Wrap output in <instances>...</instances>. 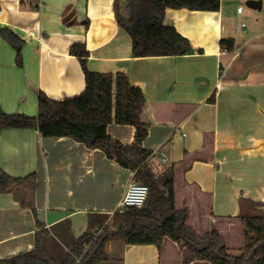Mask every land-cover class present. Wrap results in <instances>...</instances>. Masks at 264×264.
<instances>
[{"label": "crops", "instance_id": "1", "mask_svg": "<svg viewBox=\"0 0 264 264\" xmlns=\"http://www.w3.org/2000/svg\"><path fill=\"white\" fill-rule=\"evenodd\" d=\"M114 0H0V29L15 33V49L0 34V107L7 114L37 115L39 92L62 100L85 88L81 65L69 48L84 43L87 68L127 73L144 97L150 128L142 146L160 175L173 170L174 204L198 237L218 231L229 254L244 243L240 200L264 201V0H220L217 11L167 8L164 25L185 37L194 52L133 57L131 38L118 25ZM241 6V12L237 8ZM222 39L232 43L220 44ZM106 133L124 145L132 125L110 123ZM35 128L0 131V169L11 177L34 173L37 219L48 230L44 245L61 261L84 232L111 220L129 169L99 148ZM92 227V228H91ZM33 213L10 192H0V259L31 251ZM184 241L125 244L112 237L99 264H182ZM190 264H209L195 260Z\"/></svg>", "mask_w": 264, "mask_h": 264}, {"label": "trees", "instance_id": "2", "mask_svg": "<svg viewBox=\"0 0 264 264\" xmlns=\"http://www.w3.org/2000/svg\"><path fill=\"white\" fill-rule=\"evenodd\" d=\"M220 0H114L116 22L130 36L133 57L179 56L191 54L190 42L174 27L164 25L167 8L217 11ZM2 37L15 49L16 62L21 65V40L6 28ZM232 43L222 39L220 44ZM70 54L77 57L85 81V88L76 96L62 100L52 99L39 92L37 115L7 114L0 107V131L6 128H35L42 136H66L84 142L91 136L89 146L101 149L122 167L134 174L135 181L148 186V195L142 207L131 206L111 215V224L99 223L97 229L84 232L71 243L70 253L57 261L44 245L48 230L37 219L34 201L36 175L11 177L0 169V192H10L22 208L29 209L36 223L35 244L31 251L0 259V264H99L105 258V246L112 237L125 244L149 245L158 248L164 238L180 241L175 228L182 222L188 228L186 209L174 204L173 170L160 175L147 164L151 151L142 146L150 123L143 118L145 97L138 87L131 85L127 73H98L87 68L88 50L84 43H73ZM110 123L132 125L134 140L129 145L113 139L106 133ZM240 214L244 226L245 243L241 252L232 255L218 231L212 230L202 238L209 241L205 249L183 244L187 256L182 264L195 260L209 264H264V201L240 200ZM92 228V227H91ZM111 228V229H110Z\"/></svg>", "mask_w": 264, "mask_h": 264}, {"label": "built area", "instance_id": "3", "mask_svg": "<svg viewBox=\"0 0 264 264\" xmlns=\"http://www.w3.org/2000/svg\"><path fill=\"white\" fill-rule=\"evenodd\" d=\"M241 10L242 7L239 6L237 11L241 12ZM148 191V186L145 184L138 181H130L122 197L118 211L122 212L131 206L142 207L147 198Z\"/></svg>", "mask_w": 264, "mask_h": 264}, {"label": "water", "instance_id": "4", "mask_svg": "<svg viewBox=\"0 0 264 264\" xmlns=\"http://www.w3.org/2000/svg\"><path fill=\"white\" fill-rule=\"evenodd\" d=\"M183 223L180 222L176 228L175 233L176 236L184 241V243H188L192 247L196 249H205L209 245V241L206 239H203L201 237H198L191 229L185 228L182 230Z\"/></svg>", "mask_w": 264, "mask_h": 264}, {"label": "rangeland", "instance_id": "5", "mask_svg": "<svg viewBox=\"0 0 264 264\" xmlns=\"http://www.w3.org/2000/svg\"><path fill=\"white\" fill-rule=\"evenodd\" d=\"M100 223H103L104 225L105 224H107L108 226H110V224H111V220H106V218H103L101 221H100ZM111 229V228H110Z\"/></svg>", "mask_w": 264, "mask_h": 264}]
</instances>
